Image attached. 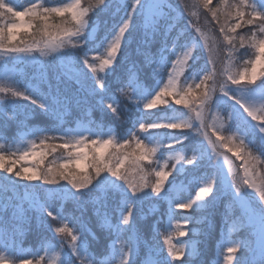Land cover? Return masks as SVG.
<instances>
[{
  "label": "trees",
  "instance_id": "obj_1",
  "mask_svg": "<svg viewBox=\"0 0 264 264\" xmlns=\"http://www.w3.org/2000/svg\"><path fill=\"white\" fill-rule=\"evenodd\" d=\"M196 1L210 24L187 0L143 21L141 0H0V264H56L48 250L59 236L85 243L92 264L109 259L114 239L124 264H211L224 231L223 264H252L233 197L184 204L215 192V155L237 144L264 183V119L252 128L240 105L245 94L264 100V0ZM202 27L223 38L222 75Z\"/></svg>",
  "mask_w": 264,
  "mask_h": 264
},
{
  "label": "rangeland",
  "instance_id": "obj_2",
  "mask_svg": "<svg viewBox=\"0 0 264 264\" xmlns=\"http://www.w3.org/2000/svg\"><path fill=\"white\" fill-rule=\"evenodd\" d=\"M127 1L129 0H115L116 3H119V8L120 6H122V8L126 7ZM171 1H175L176 3L180 2L181 4L184 2V0H178V2L176 0H141L137 13L138 15H141V21L145 19L147 13L149 14L148 17L150 18L153 17V15H162L164 12V6L167 2ZM176 3H174L175 6ZM187 3L191 9V15H195L197 18L203 17L204 14L202 13L201 8L198 6L196 0H187ZM110 7L112 6H108L105 9L108 10ZM180 7L184 8L183 5H180ZM203 18L205 23L210 24V20L206 16ZM84 25H86V23L83 24V26ZM93 32H96L95 28L92 29V33ZM216 33L212 29L202 27V33L200 36L203 38L205 56L213 64L216 75H222L221 68L222 62L224 61V56L220 50L222 42L219 41V33L217 31ZM220 39L223 40V38ZM47 47L52 50L59 48L53 46L50 43L47 44ZM223 49L224 47H222V50ZM72 72L75 73L74 70ZM218 81L220 82L221 80L218 79ZM242 100L245 102V108L247 110L244 112L245 115L242 113V116L244 117L245 121L249 122L252 128L257 127V125L260 124L264 119V111L261 110L264 106V100L261 97H253V94L243 95ZM242 100L241 103H244ZM209 102L210 99L207 100L204 105H201V102L199 103L201 107L198 111V116L207 112V110L210 108V104L207 105ZM223 125V117L220 114L212 119V124L209 123L210 128L213 130L222 129ZM260 128L262 129L261 126ZM26 135L27 134L22 135V139L18 143L19 146L24 144V140L27 138ZM209 138L210 137L208 136V140ZM220 140L221 141L219 142V145L221 148H225L226 146L223 144L222 138H220ZM231 140L233 139L231 138ZM236 148L237 151L234 153L231 152V148H229L230 150L225 148V150L222 151L220 148H218L220 151H217L218 153H216L215 159L216 165L222 173L223 184L218 192L212 196V203L216 204L224 193H230L234 198H236L242 209L246 212L245 215H242L244 226L245 228H249L253 239L251 253L246 254L244 260H262L264 257V213L259 212L258 209L264 208L261 206V201L264 203V183L262 182L261 178H258V176L252 174L255 172L253 171L255 166L249 162V160L252 161V158H245L246 155L240 151L238 144L236 145ZM239 160H241L240 163ZM211 193L212 189L209 188L205 190V188H203L199 194L188 200L184 206L189 210H200L201 208H207L208 196ZM3 246H5L4 242ZM223 250V247L219 248L220 254L223 252ZM6 251L3 253H6ZM83 251V249H74L76 255H83ZM54 252L55 248L51 250V254H54ZM66 258H68L67 254H65L63 257H59V255H57L58 264H63ZM117 264H124L123 259ZM149 264L157 263L151 260Z\"/></svg>",
  "mask_w": 264,
  "mask_h": 264
}]
</instances>
